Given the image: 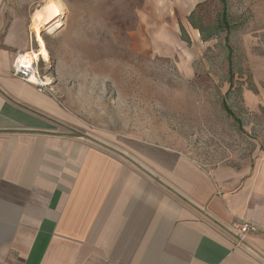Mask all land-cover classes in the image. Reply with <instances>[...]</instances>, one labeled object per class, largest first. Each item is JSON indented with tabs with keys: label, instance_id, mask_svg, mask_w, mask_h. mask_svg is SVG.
Masks as SVG:
<instances>
[{
	"label": "crops",
	"instance_id": "crops-1",
	"mask_svg": "<svg viewBox=\"0 0 264 264\" xmlns=\"http://www.w3.org/2000/svg\"><path fill=\"white\" fill-rule=\"evenodd\" d=\"M39 1L0 0V264H264V155L208 168L91 137L67 100L10 73L38 49Z\"/></svg>",
	"mask_w": 264,
	"mask_h": 264
},
{
	"label": "rangeland",
	"instance_id": "rangeland-1",
	"mask_svg": "<svg viewBox=\"0 0 264 264\" xmlns=\"http://www.w3.org/2000/svg\"><path fill=\"white\" fill-rule=\"evenodd\" d=\"M49 1L62 14L42 30L50 58L39 72L91 137L208 168L264 155V0H40L32 25Z\"/></svg>",
	"mask_w": 264,
	"mask_h": 264
},
{
	"label": "bare ground",
	"instance_id": "bare-ground-1",
	"mask_svg": "<svg viewBox=\"0 0 264 264\" xmlns=\"http://www.w3.org/2000/svg\"><path fill=\"white\" fill-rule=\"evenodd\" d=\"M61 14V4L55 1H49L45 3V5H43V7L38 11L36 17L34 18L32 28L33 34L36 37V42L39 45V49L26 52L28 60L38 61L40 59H43L44 61H46V63L49 61L50 55L46 47L45 40L42 37V30L56 18H58ZM21 62L23 63L22 59ZM32 78L36 82H42L44 85L50 84L48 80L40 81L33 76Z\"/></svg>",
	"mask_w": 264,
	"mask_h": 264
},
{
	"label": "built area",
	"instance_id": "built-area-1",
	"mask_svg": "<svg viewBox=\"0 0 264 264\" xmlns=\"http://www.w3.org/2000/svg\"><path fill=\"white\" fill-rule=\"evenodd\" d=\"M21 59L23 61V64L21 62ZM39 60L38 61H33V60H28L27 53H22L17 56L15 59V62L12 66L11 69V74L17 78L22 79L23 81L30 82L35 84L39 91L45 92L49 91L47 88L48 85H44L42 82H36L33 80L32 76L35 77L36 79H39L42 81L43 79L41 78L40 72H39ZM255 226H251L249 224H244L241 228L240 231L242 233V236H240V241H243L244 239V234H246L250 230H254Z\"/></svg>",
	"mask_w": 264,
	"mask_h": 264
},
{
	"label": "trees",
	"instance_id": "trees-1",
	"mask_svg": "<svg viewBox=\"0 0 264 264\" xmlns=\"http://www.w3.org/2000/svg\"><path fill=\"white\" fill-rule=\"evenodd\" d=\"M223 4H225V0H222ZM193 27H195L193 24H192ZM221 26L222 28H225L226 30L229 31L230 29V26L228 24V21H227V11H226V6L224 5V9H223V13H222V18H221ZM197 30H199L200 34L202 35V38L206 41L207 39H209V37H206L204 35V32L201 28L199 27H196ZM223 107L224 109H226V111H230L226 102H223Z\"/></svg>",
	"mask_w": 264,
	"mask_h": 264
}]
</instances>
